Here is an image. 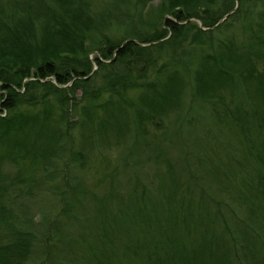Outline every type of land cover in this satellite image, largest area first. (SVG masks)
I'll use <instances>...</instances> for the list:
<instances>
[{
    "label": "trees",
    "instance_id": "obj_1",
    "mask_svg": "<svg viewBox=\"0 0 264 264\" xmlns=\"http://www.w3.org/2000/svg\"><path fill=\"white\" fill-rule=\"evenodd\" d=\"M148 1L108 0L103 7L98 0H0V264H66L58 247L69 242L68 227L75 225L68 204L36 233L28 210L14 202H31L35 190L51 185L58 172L63 178L69 164L85 167L89 154L72 135L75 111L83 119L79 127L98 136L111 125L116 133L123 129L115 114L131 111L136 133L148 136L144 145L158 148L166 132L185 121L164 123L181 110L186 90L217 121L236 124L243 138L252 127L264 133V0H162L158 28L146 18ZM97 77L102 83L94 87ZM131 91L138 93L134 101ZM246 146L256 167L243 168L239 160V174L252 176L251 194L261 202L237 214L228 189H220L225 199L213 206L220 242L192 249L177 238L154 242L139 247L147 254L144 264H264V138ZM3 164L16 171L4 173ZM92 190L75 179L72 190H61V202L68 193ZM251 219L261 225L251 229ZM235 221L243 226L236 234Z\"/></svg>",
    "mask_w": 264,
    "mask_h": 264
},
{
    "label": "rangeland",
    "instance_id": "obj_2",
    "mask_svg": "<svg viewBox=\"0 0 264 264\" xmlns=\"http://www.w3.org/2000/svg\"><path fill=\"white\" fill-rule=\"evenodd\" d=\"M107 1L98 0L97 6L104 7ZM161 4L162 0H150L146 5V18L153 28L160 26ZM148 31H152L151 26ZM95 52L89 53L91 59ZM101 83L97 77L92 85ZM184 94L181 110L176 115L171 113L164 123L168 127L176 117L185 121L180 128L172 126L166 132L167 141L159 142V149L154 143L144 145L148 136L136 133L131 111L116 112L115 118L123 125L119 134L111 125L100 136L93 129L79 127L83 119L77 111L71 115L75 122L73 140L76 145L82 143L81 147H86L89 154L85 167L77 169L69 164L65 179L63 171L58 172L51 185L44 184L35 190L31 202L23 197L14 202L15 209L28 210L36 233L54 220L65 202L68 204L67 210L76 217L75 225L71 223L68 227L69 242L64 241L65 246H51L58 247L61 261L66 264H86L91 260V264L96 260L105 264H144L147 254L140 252V248L153 247L154 242L167 244L168 239L177 238L176 244L189 249L204 241L220 242L222 224L215 218L217 213L213 208L216 200L225 199L220 189H228V196L233 198L231 207L237 214L247 213L251 202L254 205L261 202L251 194L252 176H240L237 162L242 161L243 168L256 167L254 159L245 156L246 143L262 140L264 133L252 127L243 138L236 124L217 121L208 107L192 101L186 90ZM81 95V90H76L77 99ZM137 96V91L127 93L133 101ZM188 107L190 112L186 113ZM97 115L102 119L108 117V113ZM148 130L150 134L158 133L153 126H148ZM158 150L159 158L155 161ZM2 171L11 175L16 168L3 164ZM41 178L49 177L43 174ZM78 178L93 189L92 194L68 193L66 201L61 202V190H72ZM54 185L60 189L58 192L54 191ZM247 223L251 224V229L261 225V221L255 219ZM232 227L235 234L243 229L238 221L232 222ZM50 264L61 263L52 261Z\"/></svg>",
    "mask_w": 264,
    "mask_h": 264
}]
</instances>
